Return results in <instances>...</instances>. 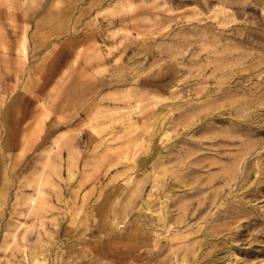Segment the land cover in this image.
I'll return each mask as SVG.
<instances>
[{
	"label": "rangeland",
	"instance_id": "obj_1",
	"mask_svg": "<svg viewBox=\"0 0 264 264\" xmlns=\"http://www.w3.org/2000/svg\"><path fill=\"white\" fill-rule=\"evenodd\" d=\"M0 264H264V0H0Z\"/></svg>",
	"mask_w": 264,
	"mask_h": 264
}]
</instances>
